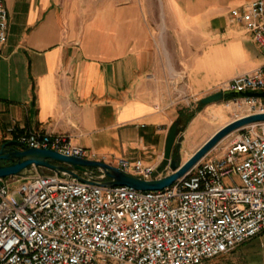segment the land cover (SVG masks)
I'll list each match as a JSON object with an SVG mask.
<instances>
[{
	"label": "crops",
	"instance_id": "crops-1",
	"mask_svg": "<svg viewBox=\"0 0 264 264\" xmlns=\"http://www.w3.org/2000/svg\"><path fill=\"white\" fill-rule=\"evenodd\" d=\"M251 1L163 0L164 38L143 0H4L0 143L24 130L65 134L91 159H141L157 177L170 174L167 136L194 113L192 97L264 66L249 33L230 23L231 10ZM160 40L178 43L177 79ZM199 116L180 122L182 137ZM203 264H264V233Z\"/></svg>",
	"mask_w": 264,
	"mask_h": 264
},
{
	"label": "built area",
	"instance_id": "built-area-1",
	"mask_svg": "<svg viewBox=\"0 0 264 264\" xmlns=\"http://www.w3.org/2000/svg\"><path fill=\"white\" fill-rule=\"evenodd\" d=\"M8 23L0 0V50ZM230 23L243 27L264 56V0L232 9ZM216 92L264 93V66ZM228 101L246 110L234 120L264 113V98ZM236 133L221 155L212 156L218 145L162 191L92 185L57 173L0 178V264H203L233 251L264 233V122ZM15 140L91 159L65 134L24 130ZM109 164L159 178L141 159ZM94 177L105 181L99 172Z\"/></svg>",
	"mask_w": 264,
	"mask_h": 264
},
{
	"label": "water",
	"instance_id": "water-1",
	"mask_svg": "<svg viewBox=\"0 0 264 264\" xmlns=\"http://www.w3.org/2000/svg\"><path fill=\"white\" fill-rule=\"evenodd\" d=\"M237 96L264 98V93L215 92L201 99L200 104L209 105L226 99L233 100ZM261 122H264V113L248 115L228 123L209 138L187 161H182L178 157L179 141L182 136L180 121L174 123L169 130L164 150V159L168 162L171 173L152 180H146L100 160L70 157L50 149L27 148L17 140L4 141L0 143V178L28 175L36 168L48 171V174H66L92 185L127 186L138 191H162L183 178L228 136ZM96 172L102 174L105 180L103 183L96 181L94 177Z\"/></svg>",
	"mask_w": 264,
	"mask_h": 264
},
{
	"label": "rangeland",
	"instance_id": "rangeland-1",
	"mask_svg": "<svg viewBox=\"0 0 264 264\" xmlns=\"http://www.w3.org/2000/svg\"><path fill=\"white\" fill-rule=\"evenodd\" d=\"M143 2H150L153 4V9L146 11L147 17H150L152 14L153 17L158 22L159 29L158 33L163 34L164 38L167 36V25H166V16L164 10V2L163 0H143ZM158 48L164 52L167 60L171 63L173 69L176 72L175 79L179 78V69L176 66V60H174V56L177 54V50L179 49L178 43L167 42V41H159ZM175 61V62H174ZM170 65V64H169ZM177 84V82H176ZM182 91L181 89H179ZM216 91H212L209 95L215 93ZM207 95V96H209ZM178 97V96H177ZM201 96L192 97V100H195L194 112H197L201 108L200 101L196 99H200ZM204 98V97H203ZM202 98V99H203ZM203 109L197 114H200V118L198 123L195 125L194 130L188 136H183L179 143L180 149L178 151V157L181 158L182 161H187L209 138H211L219 129L227 125L229 122H232L235 119L236 114L244 115L246 112L245 109L240 108L229 101H219L216 103H211L209 105H203ZM192 122V121H191ZM190 122V123H191ZM185 125L182 124V129H185ZM236 134H232L228 136L225 140H223L218 149L214 150L212 156L221 155L227 146L235 139ZM39 173V174H48V171L40 170L32 171L31 173ZM20 184L16 185L19 187Z\"/></svg>",
	"mask_w": 264,
	"mask_h": 264
},
{
	"label": "trees",
	"instance_id": "trees-1",
	"mask_svg": "<svg viewBox=\"0 0 264 264\" xmlns=\"http://www.w3.org/2000/svg\"><path fill=\"white\" fill-rule=\"evenodd\" d=\"M226 101H228V100L226 99ZM203 107L204 106L202 105L201 108L197 112H200V110H202ZM197 112H194V113L192 112V113L184 114V115L181 114L180 115V122H182L183 125H185V127H187L190 124V122L195 118ZM165 164L168 165V162L166 161Z\"/></svg>",
	"mask_w": 264,
	"mask_h": 264
},
{
	"label": "bare ground",
	"instance_id": "bare-ground-1",
	"mask_svg": "<svg viewBox=\"0 0 264 264\" xmlns=\"http://www.w3.org/2000/svg\"><path fill=\"white\" fill-rule=\"evenodd\" d=\"M169 64H170V66H171L172 73H173V76H174V78H175V76H177V75H176V72H175V70L173 69V67H172L171 63H169Z\"/></svg>",
	"mask_w": 264,
	"mask_h": 264
}]
</instances>
